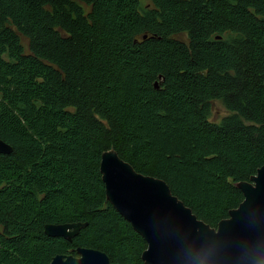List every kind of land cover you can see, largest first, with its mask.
<instances>
[{"label": "trees", "instance_id": "1", "mask_svg": "<svg viewBox=\"0 0 264 264\" xmlns=\"http://www.w3.org/2000/svg\"><path fill=\"white\" fill-rule=\"evenodd\" d=\"M0 139V264H144L106 198L111 149L217 228L264 166V0H0Z\"/></svg>", "mask_w": 264, "mask_h": 264}, {"label": "water", "instance_id": "2", "mask_svg": "<svg viewBox=\"0 0 264 264\" xmlns=\"http://www.w3.org/2000/svg\"><path fill=\"white\" fill-rule=\"evenodd\" d=\"M12 151L0 139V154ZM100 171L107 201L147 243L144 264H245L254 252L264 255V166L250 181L237 183L244 200L217 228L198 219L165 181L138 173L114 149L103 152ZM88 225L47 224L45 234L72 242ZM77 252L79 257L57 255L50 264H111L102 251Z\"/></svg>", "mask_w": 264, "mask_h": 264}, {"label": "rangeland", "instance_id": "3", "mask_svg": "<svg viewBox=\"0 0 264 264\" xmlns=\"http://www.w3.org/2000/svg\"><path fill=\"white\" fill-rule=\"evenodd\" d=\"M182 39L186 41V37H183ZM227 115H229L228 111L220 102H215L213 104L212 121L219 122Z\"/></svg>", "mask_w": 264, "mask_h": 264}, {"label": "clouds", "instance_id": "4", "mask_svg": "<svg viewBox=\"0 0 264 264\" xmlns=\"http://www.w3.org/2000/svg\"><path fill=\"white\" fill-rule=\"evenodd\" d=\"M245 264H264V255L254 252L247 257Z\"/></svg>", "mask_w": 264, "mask_h": 264}]
</instances>
